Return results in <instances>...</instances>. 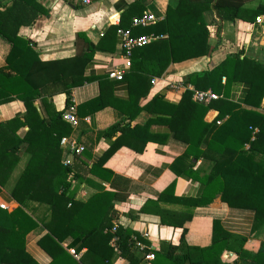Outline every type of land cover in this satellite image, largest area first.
Listing matches in <instances>:
<instances>
[{"label":"trees","instance_id":"trees-1","mask_svg":"<svg viewBox=\"0 0 264 264\" xmlns=\"http://www.w3.org/2000/svg\"><path fill=\"white\" fill-rule=\"evenodd\" d=\"M262 1L181 0L176 8L169 9L164 21L133 31L134 36L155 33L167 37L134 51L130 72L124 77L130 97L118 102L127 118L100 133L113 143L88 172L97 175L124 146L140 153L146 143H165L170 137L187 144L184 157L192 164L184 174L201 182L204 193L198 198L178 197L176 184L172 183L157 201L149 200L142 207L140 213L156 215L162 225L182 230L177 245L161 242L156 263L165 260L167 264H264V241L253 243L247 237L228 232L218 221L213 224L209 246L192 245L186 239L194 211L210 205L219 195L230 208L254 212L253 232L264 228V114L255 110L261 108L264 100V62L232 55L213 70L189 75L188 83L195 90H212L222 96L208 106L196 103L194 92L189 89L178 103L169 102L161 93L148 99L152 80L161 78L172 64L208 55L210 30L205 22L206 12L214 10L221 21L246 19V14L254 20L264 16ZM254 2H259L257 8L248 10L246 4ZM49 14L41 0L0 2V37L11 44L7 63L14 72H0V105L19 100L25 109L23 117L0 123V193L2 187H7L6 178H11L22 161L21 154L27 158L24 169L8 187L19 206L11 212L0 209V264H37L26 250V238L40 225L48 233L39 245L52 257L51 264H113L114 249L110 243L116 222L112 215L125 200L126 192L102 189L87 200L78 198L87 173L77 171L74 164L62 163L60 143L70 136L72 126L63 120L64 110L58 112L49 106H54L53 98L57 95L66 96V108L72 105V90L90 80L85 69L95 51L105 48L109 41L114 44L117 30L127 28L123 24L111 27L98 44L79 34L77 38L83 41L84 48L78 55L44 62L21 30ZM143 14L138 0L129 6L123 18L131 16L133 21ZM103 78L96 79L103 84ZM241 83L247 84L249 91L239 103L231 99V93ZM143 98L148 100L140 104ZM103 99L102 95L96 100V110L107 106ZM38 100L47 108V117L40 116L35 105ZM212 109L219 115L208 123L205 118ZM142 111H148L151 119L144 127L131 128V121ZM153 126H163L168 131L152 133ZM26 127L25 135L18 136ZM146 134L148 139L141 145L134 143ZM199 162L202 165L195 169ZM32 204L45 207V219L39 220L33 214ZM119 227L116 235L121 256L130 264H146L143 254L134 249V238L142 240L141 235L129 227ZM68 239L72 240L68 247H73L77 255L85 250L79 262L63 246ZM226 253L235 258L224 259Z\"/></svg>","mask_w":264,"mask_h":264},{"label":"crops","instance_id":"crops-1","mask_svg":"<svg viewBox=\"0 0 264 264\" xmlns=\"http://www.w3.org/2000/svg\"><path fill=\"white\" fill-rule=\"evenodd\" d=\"M9 1L11 0H0L4 4ZM136 1L138 0H91V4L85 6L82 0H41L50 14L32 27L22 28L21 35L34 43L35 51L44 62L74 58L84 48L83 41L77 38L79 34L85 35L93 44H98L111 27L123 24L130 29L132 17L123 18V16L129 6ZM180 2L181 0H141V5L143 13L149 12L156 16L158 21L153 24L156 25L164 21L169 9L176 8ZM262 2L264 3V0ZM258 3H247L246 7L248 10H254ZM258 18L262 21H257V17L253 20L249 14H246V19L221 21L214 10L206 12L205 22L210 30L208 55L172 64L161 78L152 80V90L148 99L161 93L171 103L180 102L184 93L194 88L188 83L189 75L213 70L232 55H241V58L246 57L264 62V16ZM156 36H161L160 40L167 37L166 35ZM10 50L11 44L5 38L0 37V72L6 75L14 74L7 63ZM112 70L123 71L125 76L130 72V69L126 68V59L121 51L118 36L114 44L109 41L105 48L95 51L93 59L85 69V75L90 80L71 92V101L77 105L78 109L79 124L72 127V133L65 138L77 142L85 148V151L80 156H76L72 153L71 147L63 144L61 140L62 163L69 159L76 166L77 171L87 173L79 189L78 198L87 200L102 189L126 192L125 200L115 209L118 211L115 222L119 226L129 227L140 235L148 232L151 240L159 248L163 241H170L177 245L182 234L181 229L164 226L156 215L142 214L140 211L147 201H157L161 193L172 183L176 184L175 194L178 197L198 198L203 195L204 185L184 174L192 164L191 160L184 157L187 144L170 137L165 143H158L159 141L146 143L144 151L140 153L124 146L106 161L105 165L98 170L97 175L88 172L100 161L113 143L112 139L102 137L100 133L127 118V115L121 111L123 106L118 102H124L130 97L129 88L124 80L115 81L108 78V73ZM97 77H104L106 81L101 84L100 80L96 79ZM248 91V85L241 83L234 87L231 99L242 103ZM102 95L103 103L108 104L96 110L95 107L99 105L96 100H99ZM147 100L143 98L140 104H145ZM36 104L40 106L43 116L47 117V108L39 100ZM53 105L49 108L58 112L65 110L66 96H55ZM242 107L250 108L246 105ZM255 110L264 114V100L261 108ZM24 114L23 103L19 100L0 105V123L23 117ZM218 115L219 112L212 109L208 112L205 121L211 123ZM150 119L151 114L148 111H142L131 121V128L144 127ZM27 130V127L21 129L18 136L23 137ZM151 131L152 133H165L168 130L163 126H153ZM147 137L146 134L139 139V142L134 143L141 145ZM248 149L249 147H246V150ZM21 157L22 161L14 169L11 178H6L7 187H2L0 193V199L13 205L14 209L19 204L11 197L8 187L13 185L14 179L24 169L27 158L23 153ZM201 165L202 162H199L195 169ZM31 210L39 220L45 219L47 211L44 206L32 204ZM215 221L220 222L228 232L247 237L255 241L253 243L264 241V228L256 232L252 231L254 212L230 208L219 195L210 205L199 207L194 211L193 219L188 225L187 242L200 247L209 246L212 242ZM47 233L48 231L40 225L26 238V250L37 264H51L53 261L52 257L39 245V241ZM71 243L72 240L68 239L63 246L79 262L85 250L77 258L71 252L75 249L68 247ZM110 244L114 249L112 240ZM113 257V264H130L127 259L118 255L115 249ZM234 258L232 253H226L224 256V259L229 261ZM154 264H167V262L161 260Z\"/></svg>","mask_w":264,"mask_h":264},{"label":"built area","instance_id":"built-area-1","mask_svg":"<svg viewBox=\"0 0 264 264\" xmlns=\"http://www.w3.org/2000/svg\"><path fill=\"white\" fill-rule=\"evenodd\" d=\"M82 4L85 6H88L91 4V0H82ZM157 18L152 13H144L140 17H136L132 21V27L130 29H123L119 28L117 30V36L120 38V48L123 53L124 58L126 59V68L131 69L132 66V56L135 50L143 48L153 42H156L160 40L161 36L156 35H142V36H134L133 30L135 28H147L157 22ZM257 21L261 22V18H257ZM125 77V74L123 71L118 70H112L108 73V78L110 80L115 81H123ZM156 83L155 81L153 82ZM191 90L194 92L193 99L196 103L204 106H208L214 101L220 100L222 97L218 95L217 93L213 92L212 90H195L194 88H191ZM77 105L72 103L69 107H67L63 114L62 118L65 122L69 123L72 127H76L79 124V117L77 114ZM218 124H221L219 122ZM63 144H68L71 147L72 153L76 156H80L84 151L85 148L81 145H79L75 141H71L70 138H63L62 139ZM66 166H71L72 161L67 159L63 162ZM0 209L6 210V211H13L14 208L2 201L0 199ZM119 225L117 223L114 224V227L112 228V233L114 234V237L112 238V245L115 249V251L118 253V255L121 256L122 251L120 248V239L116 235L117 230L119 229ZM142 240L138 238H134L135 245L134 249L143 254V260L146 264H154V262L157 259L156 252L159 250V246L156 245L155 242H153L151 239V236L148 232L141 235ZM148 241L150 244H146ZM72 254L79 258L80 255H77L75 250L71 251Z\"/></svg>","mask_w":264,"mask_h":264},{"label":"water","instance_id":"water-1","mask_svg":"<svg viewBox=\"0 0 264 264\" xmlns=\"http://www.w3.org/2000/svg\"><path fill=\"white\" fill-rule=\"evenodd\" d=\"M36 105V108L38 109V111H39V114H40V116L42 117V118H44V116H43V113H42V111H41V109H40V106L38 105V104H35ZM118 215V211H114V213H113V215H112V217L115 219V220H117V216Z\"/></svg>","mask_w":264,"mask_h":264},{"label":"rangeland","instance_id":"rangeland-1","mask_svg":"<svg viewBox=\"0 0 264 264\" xmlns=\"http://www.w3.org/2000/svg\"><path fill=\"white\" fill-rule=\"evenodd\" d=\"M12 207H13V205H12Z\"/></svg>","mask_w":264,"mask_h":264}]
</instances>
